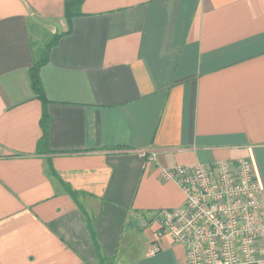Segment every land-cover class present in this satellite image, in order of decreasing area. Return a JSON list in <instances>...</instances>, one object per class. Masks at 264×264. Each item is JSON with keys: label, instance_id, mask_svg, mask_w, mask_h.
<instances>
[{"label": "crops", "instance_id": "obj_1", "mask_svg": "<svg viewBox=\"0 0 264 264\" xmlns=\"http://www.w3.org/2000/svg\"><path fill=\"white\" fill-rule=\"evenodd\" d=\"M64 3L0 0V264H185L161 167L247 157L264 213V0H83L40 67L38 153L29 69Z\"/></svg>", "mask_w": 264, "mask_h": 264}, {"label": "built area", "instance_id": "obj_2", "mask_svg": "<svg viewBox=\"0 0 264 264\" xmlns=\"http://www.w3.org/2000/svg\"><path fill=\"white\" fill-rule=\"evenodd\" d=\"M158 175L184 194L156 233L183 247L185 264L264 263L262 185L249 158L161 167Z\"/></svg>", "mask_w": 264, "mask_h": 264}, {"label": "trees", "instance_id": "obj_3", "mask_svg": "<svg viewBox=\"0 0 264 264\" xmlns=\"http://www.w3.org/2000/svg\"><path fill=\"white\" fill-rule=\"evenodd\" d=\"M82 2L83 0H65L64 17L67 23V29L64 32L55 33L52 37H50L49 40H47V42H45L46 44L42 48L39 58L34 60V62L32 63L29 69L31 87L35 95L41 101L42 104V114L40 118L42 134L36 145L38 153H46L47 151H50L47 145L48 124H49V117L46 111L47 98L45 96L44 89L40 79V67L43 65L44 62H46L50 48L57 42L59 37L62 34H66L70 32L72 28V24H71L72 18L75 17L76 15L81 14L80 6ZM69 192L72 196H74V193L72 191Z\"/></svg>", "mask_w": 264, "mask_h": 264}, {"label": "rangeland", "instance_id": "obj_4", "mask_svg": "<svg viewBox=\"0 0 264 264\" xmlns=\"http://www.w3.org/2000/svg\"><path fill=\"white\" fill-rule=\"evenodd\" d=\"M61 33V32H60ZM45 34V33H44ZM41 35V34H40ZM47 34H45V35H41L40 37H41V39L38 41V47L39 46H41L42 48L44 47V45L46 44L45 43V41H47L48 39H50V37H52V36H46ZM34 39H35V37H34ZM40 47V48H41ZM42 48L41 49H38V51L41 53V50H42ZM143 152V151H142ZM142 152H140V154L141 155H144V153H142ZM195 163H198V162H195ZM195 163H191V164H195ZM201 163H204V162H201ZM188 165V164H187ZM184 195V194H183ZM182 204H183V202H182ZM181 204V205H182ZM170 209H172V208H170ZM166 210H169V209H164V210H160V211H158V212H155V218L157 219V220H159L160 219V216H161V218H162V215H163V211H166ZM158 228V227H157ZM156 228V229H157ZM157 234V233H156ZM179 245V244H178ZM142 246V243L141 242H139V241H137V242H135V248L136 249H139L140 247ZM181 246V245H180ZM182 247V246H181ZM183 248V247H182ZM183 251H184V249H183Z\"/></svg>", "mask_w": 264, "mask_h": 264}]
</instances>
